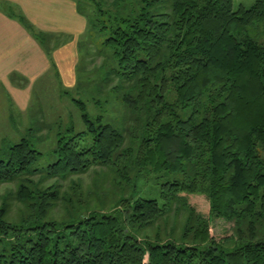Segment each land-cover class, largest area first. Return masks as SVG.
I'll use <instances>...</instances> for the list:
<instances>
[{
    "label": "trees",
    "instance_id": "16d2710c",
    "mask_svg": "<svg viewBox=\"0 0 264 264\" xmlns=\"http://www.w3.org/2000/svg\"><path fill=\"white\" fill-rule=\"evenodd\" d=\"M76 3L115 64L105 81L124 125L72 100L85 130L57 138L47 167L32 168L43 155L26 139L1 151L0 184L16 187L1 199L0 264H264V0ZM14 16L50 57L47 35ZM92 168L111 169L117 197L100 193L106 175L73 204L57 182ZM150 175L158 199L138 195ZM212 219L231 228L214 237Z\"/></svg>",
    "mask_w": 264,
    "mask_h": 264
},
{
    "label": "rangeland",
    "instance_id": "374dc122",
    "mask_svg": "<svg viewBox=\"0 0 264 264\" xmlns=\"http://www.w3.org/2000/svg\"><path fill=\"white\" fill-rule=\"evenodd\" d=\"M252 0H235V5L242 4L249 7ZM88 34V33H87ZM102 37L96 33L85 35L80 46V64L78 67V83L77 88L66 90L61 98L50 97L46 105L39 103L40 97L36 96L30 113H21L14 122H18V129H14V134L9 133L10 129L5 130L3 123L6 121L3 111L0 109V137L3 136L8 141L2 142L0 138V160L6 157L1 152L5 147L18 144L22 139H26L31 148L41 153L43 156L38 163L32 168L42 169L53 162L51 152L55 148L57 138L71 137L72 135L85 130V126L81 120V113L72 100H79L86 104V112L91 118L102 116L108 122L119 125L125 120V107L121 104L119 96L111 91L115 85L107 75H112L115 64L110 59V53L102 48L100 42ZM107 62V63H106ZM16 122V123H17ZM17 126V124H15ZM68 129H72L73 133H68ZM110 168H92L87 173L72 176L66 181H59L57 185L62 188L63 195L72 199L74 204L81 195V201L86 200L89 191L93 190V185L101 187L104 185L106 175L110 182L102 187L100 193L104 196L110 194L109 199H115L117 196L111 191L119 192V181L114 179ZM104 174V175H102ZM153 175L139 178L136 183L138 195L145 199H158V185L163 179L152 180ZM155 178V177H154ZM34 181L44 179V173H38L32 177ZM52 181H45L44 184L50 185ZM56 183V182H55ZM15 183L0 184V204L1 199L5 197L9 191L15 189ZM75 189V193L71 190ZM95 189V193H97ZM102 197V196H101ZM190 202L197 208V212L203 216H207L208 204L204 197L197 196L190 199ZM12 216H17V208L14 206ZM173 222H170L171 226ZM231 225L222 220H210V235L220 238L226 234Z\"/></svg>",
    "mask_w": 264,
    "mask_h": 264
},
{
    "label": "crops",
    "instance_id": "0c3cea01",
    "mask_svg": "<svg viewBox=\"0 0 264 264\" xmlns=\"http://www.w3.org/2000/svg\"><path fill=\"white\" fill-rule=\"evenodd\" d=\"M16 14L47 35L50 57ZM87 31L76 0H0V109L6 114L3 127L10 129L6 135L18 129L15 119L31 112L36 96L44 106L50 97L61 101L66 90L77 88L80 46ZM0 138L8 141L7 136Z\"/></svg>",
    "mask_w": 264,
    "mask_h": 264
}]
</instances>
